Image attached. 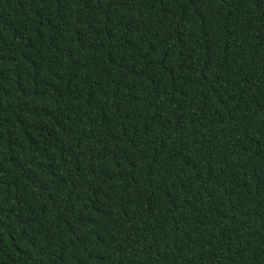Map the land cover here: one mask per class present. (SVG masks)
Segmentation results:
<instances>
[{"label": "trees", "instance_id": "16d2710c", "mask_svg": "<svg viewBox=\"0 0 264 264\" xmlns=\"http://www.w3.org/2000/svg\"><path fill=\"white\" fill-rule=\"evenodd\" d=\"M0 264H264V0H0Z\"/></svg>", "mask_w": 264, "mask_h": 264}]
</instances>
